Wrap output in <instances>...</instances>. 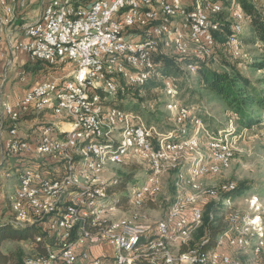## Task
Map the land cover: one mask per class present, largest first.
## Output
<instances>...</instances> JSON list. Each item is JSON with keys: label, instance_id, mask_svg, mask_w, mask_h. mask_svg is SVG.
I'll use <instances>...</instances> for the list:
<instances>
[{"label": "bare ground", "instance_id": "6f19581e", "mask_svg": "<svg viewBox=\"0 0 264 264\" xmlns=\"http://www.w3.org/2000/svg\"><path fill=\"white\" fill-rule=\"evenodd\" d=\"M128 1L130 0H120V4H127ZM134 1H140V8L133 11V18L148 15L149 3L154 6L155 10L161 12V21H165L164 26H156V34L161 39V42L159 39H153V36H145V41H141L140 46H133L132 49L125 51V61H127L128 65L122 71L119 59H111V68H107V65L97 61V58H85L82 60L81 55H73V62L81 63V78H88V81H96V74L89 73V71H95L99 75L105 76L120 73V80L131 86L134 82V75H139V83H135L132 86L141 88L152 79H164L160 75L159 66L156 63L153 64L162 46L168 48L171 53L182 56V58L197 55L198 46L189 45L188 43V41L195 40V33H183L180 38L177 37L179 35V25L190 24V15L183 13L182 10L167 9V3L164 0ZM170 5H177V0H170ZM220 5L219 1H207L204 4H202V0L188 1V8H193V17L196 18H203V16L211 18L212 13L222 11L223 7ZM71 6L80 8L83 6V0H71ZM237 11L234 14L235 17L240 21L248 22L249 18L243 11L241 9ZM149 22H158V15H149ZM172 22H175L176 25H172ZM240 26L239 24L236 26L237 31H240ZM132 29H148V22L132 20ZM213 29V22L209 19L205 22V30L197 31L198 42H207L210 37L212 40V47L208 52L206 45H199V54H203L204 58L213 55L215 51L216 40ZM236 33L235 31L228 38L226 45L234 53H239L242 45ZM94 42H104V35H94ZM115 42L116 35H107V43ZM136 59H140V63L144 65L141 73L140 65L134 64ZM36 62L46 65L45 60H36ZM186 69L193 73L196 72V68L193 65H188ZM162 82L169 89L172 87L176 88L169 78L164 79ZM79 87H86V79H79ZM97 87H99L100 93L109 92L107 80H97ZM117 94V92H109L108 95H94L91 98V105L95 106L96 109L90 110H87L89 108V99H87L85 93L62 91L61 98H58L57 109H62L66 115H72V120L74 121H85L89 117V125L90 129H92L78 130V146L74 154V162L81 163L83 172H79L78 163H73L71 150L61 151L60 167H70L65 171V179L70 180V186L79 185L83 188H90L92 180L102 179V175L110 163L120 164L130 158L131 155L137 154L140 158L147 161L151 174L149 177L147 176L144 185H140V187L133 185V187L129 188V203L135 208H142L147 197L154 196L161 190L158 184V177L162 174L164 166L173 164L176 167L179 166V163L183 165L176 175L174 187H176L177 196L172 205H170L166 216L157 223L165 224V221L178 223L177 234H164L163 238H159L155 242L146 240V250L140 247L143 238H130L128 240V248L139 246L137 259L122 258L118 264H138L141 259L148 260L144 256L149 254L151 259H159L166 254L167 257H171V261L192 260L195 259L196 252H199V263L195 264H214L216 257H221V248L226 245L247 251L250 250L255 256L260 255L264 249V235L258 239L254 238L253 228L256 222H253V220L248 222L249 219L241 218L236 211L232 210L230 199H225V204L222 206L223 215L227 218L229 229L219 237L218 245L204 252L200 246L191 247L188 242L192 231L202 224L204 218V208L198 203L196 197L206 196L212 199H219L220 196L231 194L237 189L234 184H223L218 187L207 188L202 184L203 179L218 175L230 168L234 157L231 144L219 140L208 141V150L206 156H203L200 152L199 134L201 129L205 127L204 125L200 127V123L205 124V122L201 117L196 116L194 111L181 106L173 107L174 117L178 122L179 129L177 131L161 132L156 126L145 124L143 117L139 114L109 104V100L116 99ZM75 104L77 112H73V107L71 106ZM46 109V106H37L31 112H44ZM134 122L137 123L134 124ZM188 124L192 125L193 128L190 132L187 129ZM150 129H155V133H158L155 152H162L163 158H158L156 154H146L145 142H138L140 134L149 135ZM193 140H195V143ZM183 144L182 149H171L174 146ZM182 160L185 161L182 162ZM196 173L199 179H197ZM31 174H34V171L30 169L28 171H19L16 191L8 196V201L16 216V219L11 222L17 225L19 223L16 220L26 221L24 226L26 224L29 226L39 225V223H35V216L33 214L24 215L20 206L18 188L22 185H28V178H31ZM52 178L42 177L37 173V177L32 178V185H37L38 187L51 186ZM154 178L155 183H152ZM114 182H117V180ZM106 185L100 181L98 185L99 195L95 198V202L81 205V214L87 215H78L79 233L95 230L98 232L99 237L109 238V227L114 225L115 221L118 226V233H126V226L131 232H142L149 228L150 224H138L136 222L138 213L127 218L118 203L110 199V194L106 191ZM72 200L73 191L65 190L63 198H61V212L63 213H58L57 216V230H66L70 225ZM31 201L41 203L42 206H49L55 203V190L33 192L31 193ZM248 201L254 203L255 198ZM105 211L109 212L104 214ZM191 212H196L197 214L189 223V226L185 215H175L180 213L190 214ZM42 232L44 237H36L37 242L52 245V239L55 240L56 238L61 241V232H54V235L46 234L43 230ZM173 248L176 249V252L173 251ZM36 257H50V249H44V252L36 254ZM226 257L229 258L228 264H243L239 258L229 253H226ZM25 260H34V256L26 257ZM150 261L152 264H158L157 260ZM255 264L260 263L257 262Z\"/></svg>", "mask_w": 264, "mask_h": 264}, {"label": "built area", "instance_id": "2783aa9c", "mask_svg": "<svg viewBox=\"0 0 264 264\" xmlns=\"http://www.w3.org/2000/svg\"><path fill=\"white\" fill-rule=\"evenodd\" d=\"M164 1L167 3V9L182 10L183 13L190 15V24L179 25L177 37L180 38L183 33H195V40L188 41V43L198 46L196 56L203 59V54H199V45H206L208 52L212 47V40L210 37L207 42H198L197 31L205 30V22L213 18L193 17V8H188V1L190 0H177V5H170V0ZM26 3L27 0H0V5L6 13V18L2 24L13 21L16 18L18 8H24ZM139 8L140 1L134 0L128 1L127 4H120V0H83V6L80 8H73L71 0H46L39 19L25 28V39L11 45L12 52L22 51L29 56L32 62L45 60L46 66L50 68L66 65H70L72 68V72L66 79L39 82L31 87L25 96L16 103L2 102L0 105L2 113L13 123L9 132L10 139L5 145V153L18 161L33 159L34 174L28 178V185H22L18 188L22 211L24 215L33 214L35 223H39L40 230H43L44 233L54 235V232H61V242H56L55 245L36 241V244L33 245L34 260L23 259V264H118L122 258L137 259L139 246L128 248L130 238H143V243H145L146 240L155 242V240L163 238L164 234H177L178 223L166 221L165 224L149 226L142 232H131L126 226V233H118V226L115 221L114 225L109 227V238L99 237L95 230L79 233L78 215H87L81 214V205L95 202V198L99 195L98 185L102 180H92L90 188H83L79 185L70 186V180L65 179V171L70 167H60L61 151L71 150L73 163H78L79 172H83L81 163L74 162V154L78 146V130H92L89 125V117L85 121H74L72 115H66L62 109H57L58 98H61L62 91L85 93L89 99L87 110H90L96 109L95 106L91 105V98L94 95H108L109 92H118L119 97L121 92H126L133 84L139 83V75H134V82L131 87H124L123 81L120 80V73L105 76L99 75L95 71H89V73L96 74V81H88V78H81V63H74L73 55H81L82 60L97 58V61L107 65V68H111V59H119L121 71L124 70L128 65L125 61V51L132 49L133 46H140V42L145 41V36H153V39H159L156 34V26H164L165 22L161 21V12L155 10L151 3H149L148 15L133 18V11ZM149 15H158V22H149ZM132 20L147 21L148 29H132ZM172 25H176V23L172 22ZM233 30H235V25ZM94 35H104V42H94ZM107 35H116V42L107 43ZM159 41L161 42V39ZM161 53H169L168 48L162 46ZM170 55H176L182 60V56H178V54L170 53ZM4 57L5 52L0 38V58ZM134 64L140 65L141 73L144 65L140 63V59H136ZM79 79H86V87H79ZM97 80L108 81V93L99 92ZM76 104L71 105L73 112H77ZM37 106H46L48 112H52L64 125L62 128L46 125L41 129V133L35 142L31 143L28 139L20 136L18 124ZM202 125L204 124L200 123V127ZM157 135L155 129H150L149 135L140 134L138 142H145L146 154H156L158 158H163L162 152H155ZM193 142L195 143V140ZM182 146L184 144L174 146L171 149H182ZM37 159L45 160L47 164H41V162H37ZM40 170L53 171L51 186L38 187L32 185V178L37 177V171ZM166 173H168L167 169ZM197 179H199L198 175ZM152 183H155V178ZM47 190H55V203L42 206L41 203L31 201V193ZM65 190L73 191L71 221L66 230H57V216L58 213H63L61 212V198H63ZM107 212L109 211H105L104 214ZM196 214V212H191L190 214L175 215H185L189 226ZM227 246L229 245L221 248V257H216L214 264H228L229 258L226 257L225 250ZM40 247L41 249H50V257L37 258L36 249ZM105 247L110 248L111 253L99 255L93 253L96 248L103 250ZM144 257L148 258L149 261L157 260L158 264L199 263V252L195 253V259L192 260L171 261V257H167L166 254L159 259H151L150 254Z\"/></svg>", "mask_w": 264, "mask_h": 264}, {"label": "rangeland", "instance_id": "374dc122", "mask_svg": "<svg viewBox=\"0 0 264 264\" xmlns=\"http://www.w3.org/2000/svg\"><path fill=\"white\" fill-rule=\"evenodd\" d=\"M207 1H219L221 5L225 4L227 8L226 6H222V11L225 10L224 24H229V28H231L232 23H234L235 31L238 36L247 37L250 35L251 29L248 23H246L247 21H240L234 15L238 12L237 10L241 8L238 0H202V4ZM253 2L257 7L264 8V0H253ZM217 14L218 13H212L211 18L216 20ZM213 19H211L212 22ZM238 24L241 25L240 31L236 30ZM215 29L214 27L213 32ZM235 31L233 30V33ZM226 33L227 32L223 28L222 32L219 34L223 37L222 40L226 37ZM261 54L260 47L257 45H242L240 52L234 53V51L230 50L228 47H224L223 44L220 43L216 48L215 55L209 58L198 59L197 66L199 69L208 68L226 72L229 68L223 64L227 62L230 65H234L238 71L249 77L251 82L258 86V80L264 78V70H256L252 65L254 60ZM30 69L31 67H26L27 71H30ZM182 69L184 71H182L179 76H175L176 78L168 77L176 88L172 87L169 89L163 82V84H161L162 88L160 85L159 88H156V102L146 101L140 103L132 97H128L124 100L118 98L117 100L109 101L117 106L123 105L122 108L125 110L140 112L143 116L141 114L139 115L143 117L142 119L145 124L150 120L151 124L156 126L161 132L177 131L179 129L178 122L174 117L173 107L181 106L194 111L195 115L201 117L205 122V127L201 129L199 134L200 152L203 156H206L208 141L219 140L231 144L234 157L230 168L218 175L203 179L202 184L206 188L218 187L223 184H234L244 192L235 198H225L224 196H220L219 199H212L206 196H197L196 198L198 203L204 208L203 214L206 218H211L213 216V209L218 204L224 205V200L230 199L232 202V210L236 211L241 218L249 219L248 222H251V220L256 222L253 228L254 238H261L262 235H264V113H259L260 109L254 106L252 110L255 118L260 120V124L258 123L251 127L239 124L237 112L227 107L218 95L204 87L199 71L193 73L186 68ZM70 71V65L51 70L54 74L59 73L54 75V77L60 79H66ZM42 79L46 80V78ZM123 84L126 83L123 81ZM142 93L145 94L146 91L143 90ZM188 125L187 129H189L190 132L193 128L192 125ZM38 161L41 162V164H47L45 160L37 159V162ZM184 161L185 160H182V162ZM182 166L183 165L174 167L173 164L165 165L162 174L158 177V184L161 190L156 195L147 197L144 200L142 208H135L129 203L128 199V206H123V211L126 214L125 216L130 218L138 213V220L136 222L138 224L147 223L150 224V226H154L159 220L163 219L177 196L176 187L174 186L176 175ZM166 169L168 173H166ZM11 172L13 173V171ZM129 172H133L134 174L131 180L126 183L123 193L130 198L129 188L133 187V185L137 187L144 185L147 176L149 177L151 174L147 161L140 158L137 154L131 155L130 158L120 164L110 163L102 175L101 182L103 184L112 185L115 180L118 181L119 178L125 176ZM14 173L16 177V172ZM6 174H8L7 178L11 177L10 172H6ZM253 198H255L254 203H250L248 200ZM110 199L116 203L119 201L114 199L111 195ZM10 210L12 221L16 219V216L14 210L11 208ZM226 219L227 218L224 217L225 222H227ZM16 221L19 223L18 225L13 223L16 226L23 227L26 223V221ZM205 222L203 218L202 224L192 231L188 241L191 247L199 246L205 241L208 230ZM26 226L29 225L26 224ZM56 242L61 241L59 239H52L51 244L55 245ZM192 243H194V245H192ZM2 247L5 252L19 251L23 259L34 256L35 254L33 244L29 243L4 242ZM140 247L146 250V242L143 243V239ZM226 248L229 249V252L226 251V253L239 258L243 264H255L257 262L264 264V249L260 255L255 256L250 250L247 251L245 249H238L230 246ZM173 251L176 252V249L173 248ZM21 264H23V261Z\"/></svg>", "mask_w": 264, "mask_h": 264}, {"label": "trees", "instance_id": "16d2710c", "mask_svg": "<svg viewBox=\"0 0 264 264\" xmlns=\"http://www.w3.org/2000/svg\"><path fill=\"white\" fill-rule=\"evenodd\" d=\"M238 1L241 7L240 9L249 18L248 22L246 23H248V26L251 29L249 36H238V39L242 45H257L260 47L262 54L254 60L252 67L256 70H264V8L257 7L253 0ZM224 16L225 10L219 12L216 15V20L213 19L214 27L216 28L214 30V37L216 40L215 51L213 52V55L207 56L205 58L214 56L216 53V48L220 43H222L224 47H228L226 45L227 39L234 34V23H232L231 28H229V24H224ZM223 28L227 32L224 40H222L223 37L219 35ZM161 49L162 48H160L159 53L155 58V63L159 66L161 77H164V79L168 77L176 78L175 76H179L182 71H184L182 68H186L188 65H193L196 68V72H200L201 81L204 87L212 93L218 95L227 107L237 112L239 124L247 127H251L258 123L260 124V120L255 118L252 107L257 106L260 109L259 113H264V78L258 80V86H256L251 82L249 77L238 71L234 65H230L227 62L223 64L229 68V70L226 72H220L208 68L199 69L197 66L198 59H196L199 57L190 55L191 57L187 56L180 60L177 58V56L170 55V51H168L169 53H161ZM184 74L186 75L185 72ZM160 79H152L145 83L141 88L135 86L131 87L130 85L128 86L127 84H124V87L131 88H129L126 92H121L119 97L117 94L115 97L116 99L114 100H117L118 98L124 100L128 97H132L140 103H144L146 101L156 102V88H159V85L162 88L161 84H163L162 81L164 80L163 78L161 80ZM143 90L146 91L145 94L142 93ZM109 104L116 105L110 101ZM117 107L123 109V105ZM136 113L141 114L138 111ZM147 125H151L150 120H148ZM133 174V172H129L125 176L119 178V180L114 182L112 185L107 184L105 186L107 193L114 197V199L119 200L118 205L122 210L123 206H128L129 199L128 195L123 193V190L126 187V183L131 180ZM243 192V190L237 188L234 192L227 194L224 197L235 198L236 196L241 195ZM222 206L223 204H218L213 209V216L211 218H206L204 215L206 228L208 230L205 241L199 245L204 252L215 248L218 245L219 237L225 234L229 229L227 222L224 221L225 216L223 215L224 213ZM38 236L44 237L39 225L21 227L16 226L11 222L1 224L0 264H21L23 261L22 254L19 251L5 252L2 248L4 242H24L34 245V243L36 244V237ZM192 245H194V243H192ZM36 250L41 254L44 252V249H41V247ZM138 264L152 263L147 259H141Z\"/></svg>", "mask_w": 264, "mask_h": 264}, {"label": "crops", "instance_id": "0c3cea01", "mask_svg": "<svg viewBox=\"0 0 264 264\" xmlns=\"http://www.w3.org/2000/svg\"><path fill=\"white\" fill-rule=\"evenodd\" d=\"M45 1L27 0L26 6L18 8L16 18L8 24H2V21L6 18V13L0 5V38L5 52V57L0 58V105L2 102L16 103L25 96L31 87L39 82L60 79L54 77L59 73L54 74L51 72L52 69L56 68L47 67L39 62H32L29 56L22 51H11L13 43L25 39V28L39 19ZM26 67H31L30 71H27ZM42 78H46V80ZM46 125H55L56 128H62L64 123L56 118L52 112H48L47 108L44 112H31L23 117L18 124L19 134L34 143L39 137L41 129ZM12 127L13 123L0 110V225L11 222L10 208L12 206L10 207L8 196L16 191L18 172L28 171L29 169L34 170L33 159L18 161L5 153V145L10 139L9 132ZM6 172L11 173L10 178H7ZM14 172H16V177ZM37 173L42 177H53L52 170H40ZM225 250L229 252V249L225 248ZM38 253L36 250V254ZM93 253L99 255L111 253V250L108 247L103 250L96 248Z\"/></svg>", "mask_w": 264, "mask_h": 264}]
</instances>
